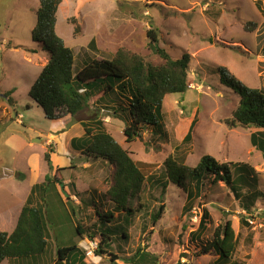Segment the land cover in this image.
Masks as SVG:
<instances>
[{"label":"rangeland","instance_id":"rangeland-1","mask_svg":"<svg viewBox=\"0 0 264 264\" xmlns=\"http://www.w3.org/2000/svg\"><path fill=\"white\" fill-rule=\"evenodd\" d=\"M39 8L40 0H0V105L7 107L3 105L10 102L7 97L15 96L18 104L12 109L17 107L16 117L31 128L25 130L33 136L38 135L35 131L51 129L52 125L42 107L29 95L32 83L49 57L44 45L33 40L31 34ZM151 27L158 31L159 46L173 58L181 57L184 52L191 55L188 90L169 94L164 99L165 134H155L152 126H147L142 127L140 133L136 132L134 140L127 141L125 130L131 121L125 119L120 109L126 107L125 100L99 92L72 121L84 120L88 124L102 121L103 128L135 161L142 163L143 171L150 178H163V163L168 157L195 167L202 156L209 154L221 162L252 167L256 181L243 186L245 196L238 199L224 182L212 184L208 177L190 210L186 209L188 196L183 188L170 182L165 195L161 196V185L151 181L147 186L152 188L144 195L148 207L133 216L128 227L129 240L115 237L107 248L120 257V264H141L152 255L158 259L156 264H264V155L250 138L261 129L226 123L232 118L240 97L220 82L217 71L224 66L248 87L264 88V0H63L57 12L56 32L74 50L75 72L93 59L111 58L121 48L153 64L163 63L150 47L148 30ZM12 89L13 94L9 93ZM10 103L16 104L15 99ZM12 113L15 114V110ZM194 118L197 122L191 139L183 141ZM4 131L1 127V132ZM45 143L48 142L40 136L33 138V150L43 154L37 160L40 174L48 167L44 157L49 152L43 153ZM8 157L18 168L6 167L0 156V177L4 172L10 173L0 179V230L11 232L20 209L31 195V180L19 169L26 165L24 157L14 159L17 156L11 154ZM84 159L85 155L73 159L72 165L78 166L76 176L83 174L88 178L89 174L84 171L89 170L82 168ZM99 162L92 161L99 192L94 188L92 195L84 199V205L75 194H71L67 202L63 201L55 189V180L45 184L43 193L53 252L57 243L70 245L90 238L89 234L94 231L92 225H97L98 221L96 209L104 213L114 209L105 199V191L112 183V169H109L112 165L102 161L98 166ZM64 171L68 179L69 172ZM241 173L233 168L235 178ZM45 176L46 179L48 175ZM60 181L65 186L70 179L65 182L62 177ZM85 181H80L79 190L86 188L87 182L92 183L89 179ZM256 192L260 193L251 198ZM65 198L68 197L65 195ZM161 203H165V211L154 225L150 214L158 210ZM204 209L209 212L206 230L192 238L199 225L193 220L194 210L202 218ZM227 219L232 220L238 245L232 258L222 260L205 246L211 242L214 228ZM76 223H81L85 229L89 227V233L81 238ZM94 239L100 243L98 235ZM79 245L82 247V243ZM138 249L148 254L130 259ZM100 256L95 260L86 258V261L100 264L111 257L109 253Z\"/></svg>","mask_w":264,"mask_h":264},{"label":"trees","instance_id":"trees-1","mask_svg":"<svg viewBox=\"0 0 264 264\" xmlns=\"http://www.w3.org/2000/svg\"><path fill=\"white\" fill-rule=\"evenodd\" d=\"M62 1L40 0L37 20L31 34L33 40L44 45L49 57L31 85L30 97L42 107L48 119H58L65 114L76 115L89 104L96 92L112 95L124 99L126 103V107L120 109L125 119L129 118L131 121L125 130L127 141L134 140L136 132L140 133L141 128L147 126H152L155 134L164 135V99L169 94H182L188 90L190 53L184 52L181 57L173 58L166 49L159 46L158 31L151 27L148 30L150 47L164 60L163 63L153 64L141 55L121 48L111 58L93 59L75 72L74 50L56 32L57 12ZM217 71L220 82L232 88L240 97L232 118L226 123L233 127L242 125L261 129L253 132L250 138L253 146L264 155V88L248 87L224 66L218 67ZM13 91L14 89L9 93ZM12 99L9 97L10 102ZM196 122L197 119L194 118L183 141L191 139ZM85 124L86 135L81 141L85 155L89 159H99L112 165V183L105 192V199L109 200L114 209L106 210L105 213L96 209L97 225H92L94 231L89 234L90 238L94 239L95 235L101 238L96 253H109L111 256L108 261L100 264H120V257L107 247L115 237L129 240L128 227L132 224L133 216L138 212H145L148 207L144 195L152 188L147 186L151 181H157V185H161V196L165 195L170 182L187 191V210L191 209L192 201L201 195L208 177L212 184L224 182L238 199L245 196L243 186L256 181L252 167L221 162L209 154L202 156L195 167L180 164L168 157L163 163V178H150L143 171L142 163L135 161L130 152L103 128L102 121ZM78 141L75 138L72 140L74 144ZM45 160L52 169L49 153L45 154ZM233 168L242 171L236 178L232 174ZM51 180L59 182L63 189L60 179L51 175L46 177L44 183L34 184L13 231L0 230V264L4 261L8 264H94L86 261L85 251L79 245L81 239L70 245L60 246L57 243L56 251H52L51 229L43 193L45 184ZM259 193H253L250 197L256 198ZM165 207V203H161L158 210L151 212L150 219L154 225L162 217ZM116 212H119L117 217ZM208 216L209 212L204 209L192 238L206 230ZM241 221L245 222L243 219ZM121 224H124L122 228ZM76 228L81 238L90 229L83 228L81 223H76ZM237 245L238 237L232 220L227 219L214 228L212 240L205 249L210 248L219 258L228 260L234 255ZM146 252L138 249L130 259L145 256L148 254ZM157 261V257L152 255L150 260L138 262L156 264Z\"/></svg>","mask_w":264,"mask_h":264},{"label":"crops","instance_id":"crops-1","mask_svg":"<svg viewBox=\"0 0 264 264\" xmlns=\"http://www.w3.org/2000/svg\"><path fill=\"white\" fill-rule=\"evenodd\" d=\"M7 98L9 100V97ZM13 98L15 99L16 104L12 105L10 102H7L6 104L4 103L3 105H6L8 108L3 107L2 103L0 105V117H2L0 119V156L2 157L1 160L5 162L4 165H6V167H8L9 169L12 168L13 170H15L18 168V166H13L12 160H9V157H8L9 154L17 156L14 159L18 157H24V163L26 165H24L25 167H19V169H22L23 172L27 174V176L29 175V179L31 180L30 190L32 189V186L34 184L40 183L46 180L44 178L45 174L46 176L53 175V177H57L59 179L63 177V180L65 182L68 179H70V182L65 183V186H64L65 190L62 189L57 182H54L56 191L58 192V194H60L63 197V201L65 202L68 201L71 194H75L76 197L79 199V201L81 200L80 201L81 204H83L84 199L89 198L90 195H92L91 193L93 192L94 188H97V193H98L99 192L98 185H97L98 176L95 173L96 171L94 170V168H92V161H100L99 162L100 164H98V166L102 164V161L99 159L98 160H92L91 158L89 159L84 153V150L82 148L83 143H81V141L84 139L86 135V131L84 128V124L86 122H84V120L83 121L78 120L77 122H73L72 119L74 116L71 114H65L58 119H49L52 123L51 129H40V131H35L38 134L37 136L29 135L27 131L25 130V128L28 127L29 130L31 128L27 126L24 121L22 120L20 121L19 117H16V115L18 114L17 107L16 108L14 107L12 109L13 106H16L18 104V101L15 98V96H13ZM14 110H15V114L12 113V111ZM19 116H22V115L20 114ZM9 120H11L12 123H10ZM15 124L23 126L24 128H18L15 126ZM1 127L5 128L4 133L1 132ZM38 136H40L43 140L45 139L48 142V143H45V146L43 148V153L44 151L46 152V150L47 152H49L50 159H51L52 166H53V170H50L49 164L45 160L48 167L44 174H40V172H38L39 171L38 165H40V162H38L39 164L37 163V160L39 161L40 157L43 156L42 151L33 150V147L35 146L33 144V138L38 137ZM74 138L79 140L75 144L72 142ZM83 155H85L84 161L86 162L83 163L82 168L89 170L88 172L84 171V174L85 173L89 174L88 178H86L85 175L83 174L76 176L75 171L78 166H75L74 164H73L74 166L72 165L73 159H76V158L81 159ZM41 164H43L42 161H41ZM62 166L66 168L63 170H60ZM109 169H112V166ZM50 171L52 174H50ZM63 171L69 172L70 176L68 177V179H65V175H63ZM101 171L102 170H99V172ZM18 173H16L15 176ZM6 175L7 176L10 175V173L4 172L3 176L0 177V179L4 178V176ZM85 179L91 180L92 183L87 182L86 188H84L83 186L82 190H79V187L82 186L80 185V183L85 181ZM65 195L68 198H65ZM21 209H20V212H21ZM80 209L81 211L82 210L84 211L83 208H80ZM20 212H19V215H20ZM118 213L119 212H116V215H118ZM15 226L13 228H15Z\"/></svg>","mask_w":264,"mask_h":264},{"label":"built area","instance_id":"built-area-1","mask_svg":"<svg viewBox=\"0 0 264 264\" xmlns=\"http://www.w3.org/2000/svg\"><path fill=\"white\" fill-rule=\"evenodd\" d=\"M194 215L195 216L193 217V220L198 221L200 223L201 221L200 213L194 210ZM80 243H82V247L85 251V255L87 259L95 260L96 258L101 257L100 255L96 253L98 246H99V242H97L95 239H90V238H86L85 240L82 239Z\"/></svg>","mask_w":264,"mask_h":264},{"label":"water","instance_id":"water-1","mask_svg":"<svg viewBox=\"0 0 264 264\" xmlns=\"http://www.w3.org/2000/svg\"><path fill=\"white\" fill-rule=\"evenodd\" d=\"M36 141H42V140H40V139H35Z\"/></svg>","mask_w":264,"mask_h":264}]
</instances>
